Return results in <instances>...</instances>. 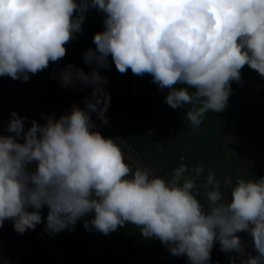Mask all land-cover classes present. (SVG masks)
<instances>
[{
  "label": "clouds",
  "instance_id": "1",
  "mask_svg": "<svg viewBox=\"0 0 264 264\" xmlns=\"http://www.w3.org/2000/svg\"><path fill=\"white\" fill-rule=\"evenodd\" d=\"M90 7L104 14L103 30L93 34L95 50H85L84 62L106 68L110 55L120 73L150 74L168 89L167 105H189L185 119L193 128L206 112L225 109L242 66L264 78V0H0V75L27 81L61 59ZM59 79L62 86L91 85L92 98L58 118L32 119L26 130L25 118L10 113L5 130L14 135L0 134V225L10 219L22 234L41 222L47 206L44 230L54 234L91 214L85 230L106 235L131 224L190 264H210L214 242L244 256L237 235L244 231L255 255L239 264H264V176L237 177L225 199L214 174L198 185L203 165L189 170L182 156L167 178L132 169L90 117L107 123L106 78L69 64Z\"/></svg>",
  "mask_w": 264,
  "mask_h": 264
},
{
  "label": "trees",
  "instance_id": "2",
  "mask_svg": "<svg viewBox=\"0 0 264 264\" xmlns=\"http://www.w3.org/2000/svg\"><path fill=\"white\" fill-rule=\"evenodd\" d=\"M103 19L102 12L94 7L88 8L84 13L81 31L66 43V53L61 59L50 61L46 68L35 74L30 73L27 81L21 79L12 82L0 78V94L12 102L10 105L0 103V131L14 135L5 130L13 110L25 118L23 130H26L32 119L43 123L44 116L58 118L70 111L73 105L83 107L85 99L92 98V86L83 85L79 81L62 86L59 73L69 64L82 69L86 74L96 68L106 78L104 89L109 94V105L105 111L107 123H103L96 113H90L94 130L104 137L113 138L119 146L123 147L124 143L143 164L157 169L158 175L167 178L181 162L182 156L189 170L196 165H203L204 173L197 178L198 185L204 183L207 173L211 171L220 183L225 199L229 195L228 185L234 183L237 177L255 179L264 176V78L247 64L242 66L241 79L230 82L231 91L225 109L215 113L206 112L200 126L193 128L185 119L189 105L177 108L167 105L164 96L168 89L160 90L152 82L150 74L137 76L130 69L120 73L110 55L106 68L84 62L85 50H95L93 34L103 30ZM248 80L253 82L255 92H259L258 101H252L240 92ZM175 87L183 85L177 84ZM246 146L259 149L261 163L258 166L252 164L242 151V147ZM199 191L203 193L204 189L201 187ZM46 214L47 210L42 207L41 222L30 229L31 234L24 232L35 247L36 258L33 264L58 263L42 247L44 241L48 245H57L63 253L78 247L77 238L70 235L69 230L54 234L44 230ZM6 229L11 236L13 226L10 219ZM114 231L111 238L107 236L111 233L105 235L95 230L88 231L96 243L97 239L105 237V248H100L99 257L107 258L110 264H190L186 256L171 254L159 239L142 237L134 225L126 223ZM77 233L82 237L81 226ZM237 235L244 246V256L235 252L225 253L220 250L219 243L214 242L210 264H230V258H235L239 264L248 253L255 255L251 236L244 231ZM135 240L138 244L133 246Z\"/></svg>",
  "mask_w": 264,
  "mask_h": 264
},
{
  "label": "rangeland",
  "instance_id": "3",
  "mask_svg": "<svg viewBox=\"0 0 264 264\" xmlns=\"http://www.w3.org/2000/svg\"><path fill=\"white\" fill-rule=\"evenodd\" d=\"M1 79H9L12 82H18L21 79H12L11 77L7 75H0ZM240 92L243 96L248 97L252 101H258L260 98L259 92H255L253 82L251 80H248L246 84L240 88ZM11 99L8 98L5 95L0 94V103L5 104H12L10 101ZM0 134L7 135V133L0 131ZM123 144V147H121L122 151L124 152L127 163L132 169L138 168V167H146L150 170H152L155 174L158 175L157 169L148 167L147 165L143 164L142 161L134 155L129 148H127L126 145ZM242 151H244L249 159V161L254 164L255 166H258L261 163V156L260 151L258 148H252V147H242ZM44 210H47V206H43ZM89 219L88 215L85 217H82L80 220H78L74 226V230L68 231L70 235H74V237L77 238V245L78 247L73 249L71 252H67L65 250L63 253L57 245H48L45 241L42 244V247L45 248L49 253L52 254V256L58 261L57 264H110L109 261H107V258H101L99 257L100 254V248H105V237L97 239V243L93 240V236L88 233L87 230H85L83 226V220ZM8 219H6L2 225H0V264H33V260L35 257V247L28 241L27 237L25 236V233L31 234L30 229H26L22 234L16 232L13 229V232L11 236L9 235V231L6 229V223ZM81 226L83 235L82 237L78 235L77 229H79ZM115 231H111L110 235L108 234V237H112L113 233ZM35 234V233H34ZM36 235V234H35ZM38 236V235H37ZM136 236V235H135ZM67 239L68 237L65 236ZM65 238V239H66ZM36 239V238H35ZM65 242V241H64ZM114 244V242H112ZM137 240L133 241V246H136ZM116 245V243H115ZM81 246V247H79ZM117 246V245H116ZM116 246L114 247L116 249ZM109 253V252H108ZM99 257V258H98ZM109 259V254H108ZM38 264V262H36Z\"/></svg>",
  "mask_w": 264,
  "mask_h": 264
}]
</instances>
